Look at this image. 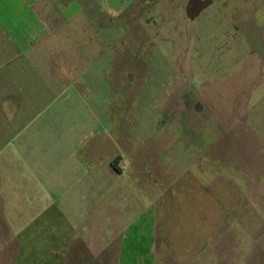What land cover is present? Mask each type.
Returning <instances> with one entry per match:
<instances>
[{
    "label": "crops",
    "instance_id": "1",
    "mask_svg": "<svg viewBox=\"0 0 264 264\" xmlns=\"http://www.w3.org/2000/svg\"><path fill=\"white\" fill-rule=\"evenodd\" d=\"M142 2L0 0L1 264L27 255L40 264H157L160 214L175 191L168 177L190 188L194 160L159 142L142 166L140 139L124 133L123 121L117 139L109 130L112 108L118 93L129 108L147 94L151 111L172 116L170 105L180 109L182 97L196 96L197 79L179 56L131 61L116 52L120 29L106 18L125 32ZM149 128L156 135L150 119L139 136ZM162 150L169 160L158 157ZM174 206L183 208L182 200Z\"/></svg>",
    "mask_w": 264,
    "mask_h": 264
},
{
    "label": "rangeland",
    "instance_id": "2",
    "mask_svg": "<svg viewBox=\"0 0 264 264\" xmlns=\"http://www.w3.org/2000/svg\"><path fill=\"white\" fill-rule=\"evenodd\" d=\"M145 1L125 32L119 21L103 17L120 29L116 52L131 61L179 56L197 79L196 96L182 97L180 109L170 105L172 116L151 111L147 94V103L133 98L129 108L118 93L112 108L116 123L109 130L117 139L123 121L124 133L140 139L142 166L153 160L148 157L159 142L170 143L162 146L167 150H187L194 160L190 188L174 177L166 181L175 191L164 198L160 214L165 234L157 264H264V0ZM150 119L156 135L149 128L140 137ZM158 157L169 160L164 150ZM175 197L183 208L174 206ZM169 220L176 221L175 232ZM34 250L39 255L47 249ZM189 252L194 257L181 255ZM26 257L28 262L19 256L10 264H40L38 256Z\"/></svg>",
    "mask_w": 264,
    "mask_h": 264
}]
</instances>
